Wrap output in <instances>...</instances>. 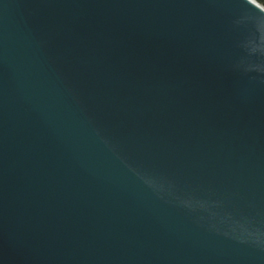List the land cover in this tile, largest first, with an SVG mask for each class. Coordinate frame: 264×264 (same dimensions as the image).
Here are the masks:
<instances>
[{
	"label": "water",
	"instance_id": "1",
	"mask_svg": "<svg viewBox=\"0 0 264 264\" xmlns=\"http://www.w3.org/2000/svg\"><path fill=\"white\" fill-rule=\"evenodd\" d=\"M0 264H264V6L0 0Z\"/></svg>",
	"mask_w": 264,
	"mask_h": 264
},
{
	"label": "trees",
	"instance_id": "2",
	"mask_svg": "<svg viewBox=\"0 0 264 264\" xmlns=\"http://www.w3.org/2000/svg\"><path fill=\"white\" fill-rule=\"evenodd\" d=\"M257 1L264 6V0H257Z\"/></svg>",
	"mask_w": 264,
	"mask_h": 264
}]
</instances>
